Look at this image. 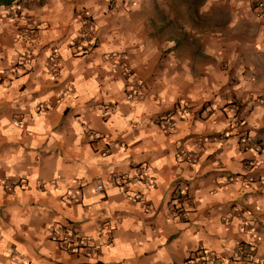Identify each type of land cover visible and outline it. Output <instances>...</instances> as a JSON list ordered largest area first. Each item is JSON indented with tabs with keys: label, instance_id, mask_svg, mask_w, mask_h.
Wrapping results in <instances>:
<instances>
[{
	"label": "clouds",
	"instance_id": "obj_1",
	"mask_svg": "<svg viewBox=\"0 0 264 264\" xmlns=\"http://www.w3.org/2000/svg\"><path fill=\"white\" fill-rule=\"evenodd\" d=\"M0 264H264V0H0Z\"/></svg>",
	"mask_w": 264,
	"mask_h": 264
},
{
	"label": "trees",
	"instance_id": "obj_2",
	"mask_svg": "<svg viewBox=\"0 0 264 264\" xmlns=\"http://www.w3.org/2000/svg\"><path fill=\"white\" fill-rule=\"evenodd\" d=\"M5 2H8V3H10V2H11V0H5Z\"/></svg>",
	"mask_w": 264,
	"mask_h": 264
}]
</instances>
